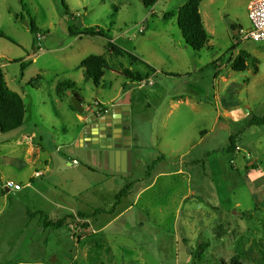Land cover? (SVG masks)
I'll use <instances>...</instances> for the list:
<instances>
[{
    "label": "rangeland",
    "instance_id": "rangeland-1",
    "mask_svg": "<svg viewBox=\"0 0 264 264\" xmlns=\"http://www.w3.org/2000/svg\"><path fill=\"white\" fill-rule=\"evenodd\" d=\"M183 2L0 0V68L25 105L22 126L0 131V264H264V126L247 131L255 135L240 155L210 152L227 129L224 121L214 127L213 62L226 64L228 82L217 85L229 104L245 81V70L231 69L240 51L263 85L264 41L234 38L231 25L248 23V0H201L210 43L193 50L174 16ZM30 19L42 39L29 31ZM73 23L108 31L115 45L159 72L135 80L140 65L108 50L104 37L70 36ZM89 55L104 56L108 66L97 86L78 67ZM66 81L76 84L84 113L70 108L67 94L56 95ZM123 87L139 110L126 129L133 138L127 172L111 170L106 148L79 142L76 118L104 111ZM187 96L194 105L170 112L171 99ZM161 152L165 158L144 178ZM7 180L22 190L6 192ZM128 181V196L107 215ZM39 210L52 220L75 217L47 228Z\"/></svg>",
    "mask_w": 264,
    "mask_h": 264
},
{
    "label": "trees",
    "instance_id": "trees-1",
    "mask_svg": "<svg viewBox=\"0 0 264 264\" xmlns=\"http://www.w3.org/2000/svg\"><path fill=\"white\" fill-rule=\"evenodd\" d=\"M159 0H141L142 4L147 7H153ZM201 0H185L184 3L178 8L175 16L176 24L181 32V37L184 44L187 47H190L193 50H200L207 46L209 35L205 29V26L202 21V17L200 14L199 6ZM151 14H154L151 12ZM172 15L166 14L165 18L168 19ZM29 31L35 35L39 32V29L35 27L33 20L29 21ZM232 30L235 27L231 26ZM68 34L70 36L77 37H93L100 36L104 37L107 40L106 48L110 50L112 53H115L119 56H125L131 65H140L145 69L144 71L140 70L137 72V76L134 77L135 80H144L147 79L152 69L150 66L145 64L141 59L136 57L134 54L118 47L111 40L112 38L108 35V31H104L103 29L97 26H79L75 25V23L71 24L68 27ZM38 48H36L37 50ZM248 58H250L249 54L240 51L237 58L234 60L231 68L235 71H243L245 70V63ZM79 68L83 69L84 79L85 81H91L95 86L98 85V81L103 76L104 71L108 68L106 60L102 55H89L84 58L79 66ZM24 65L21 66L23 70ZM127 78H131L126 74ZM76 84L70 81H66L64 83H57L55 87L56 95H60L62 93L67 94V91H70L72 94L76 95L79 99L80 97L75 91ZM81 100V99H80ZM81 102H83L81 100ZM70 108L75 111L71 102ZM25 116V105L22 97L17 92L11 90L5 81L4 74L2 69L0 68V131L2 133L10 132L20 128L23 124ZM251 125L261 126L264 125V116L259 118H252L250 121ZM234 147V142L232 138L229 140V145L226 150L232 149ZM230 152V151H227ZM164 159L162 154L158 155L156 158L152 160V162L147 166V170L144 174V178H148L151 174V171L156 166L158 162ZM134 185V181H128L124 184V186L118 191L115 195V203L111 211L106 213L107 215H113L116 212L117 207L120 205L123 198H126L131 191ZM97 213H105L102 210H96ZM40 215L43 225L47 228L61 229L66 226L68 219H73L74 215H66L60 219L52 220L48 217V215L44 211H37ZM78 216H84L81 213H78ZM217 264V263H214Z\"/></svg>",
    "mask_w": 264,
    "mask_h": 264
},
{
    "label": "crops",
    "instance_id": "crops-1",
    "mask_svg": "<svg viewBox=\"0 0 264 264\" xmlns=\"http://www.w3.org/2000/svg\"><path fill=\"white\" fill-rule=\"evenodd\" d=\"M251 1L252 0H248L247 5H246L247 14H248V5H249V3ZM203 19L204 18H202V21H203V24H204L205 29L207 31L206 24L204 23ZM232 25L235 28L238 27V26H243L241 23L240 24H232ZM248 25H249V22L245 26H248ZM233 31L234 30H232V32ZM207 33H208V31H207ZM77 38L82 39L83 37H77ZM111 41L113 42V40H111ZM209 43H210V39L208 40L207 46H205V47H208ZM143 62L145 64H147L148 66H150V68L152 69V72H150L149 75L153 76V75H156L159 72V70L156 67H154L153 65L148 64L145 61H143ZM213 65L216 67V75L214 76V82H213V88H214V93H215L213 99L215 100V102L214 103L210 102V104L214 108L213 109L214 110V117H213V119H214V127L216 125H219V123L221 121H224L225 124H226L227 129L224 130V133H223L224 135L222 136L221 142H218L216 144L217 148H215L216 146H214V148L210 152L213 153V152H215V150H218L219 152H223V151L224 152L225 151L226 152L227 151L232 152V151H234V152H236L237 154L240 155L242 152L247 151V148L250 146V144H248V143L251 142L250 141V137L252 135H255V133L254 134L249 133V132L247 133L248 130H250L252 127L256 126V125H251L250 121L254 117L255 118L262 117V116L258 115L259 114L258 111H261L260 107L264 105V87H262V86H264V83L261 86L258 85L259 81L257 80L256 72L255 71L252 72L251 70L245 68V73L242 74V76H244V78H245V81H242L241 87L236 92L237 100H234V101L230 102L229 104L227 102L224 103V102H222V100L220 98V92H219L220 88L217 85V81L220 80V82H223V83L228 82L227 77L225 75H223V71L226 70V64L222 63V61H218V59H216L213 62ZM142 68H143V66H142ZM198 70H200V69H198V68L195 69V71H198ZM188 72L191 73V71L186 70L187 74H188ZM189 77L191 78V76H189ZM83 78H84V74H83ZM148 81H149V76H148L147 79H144L145 83L148 82ZM192 90H194V89H192ZM125 91H126L125 87H123L120 90V92L114 98H112L110 100L109 104L106 105V107L111 108V107L116 106V105H128L130 107V116H131V119L133 120V118H137L139 116V114H138L139 110L133 105L131 96L127 97V92H125ZM15 92H17L18 94L20 93L17 90ZM243 92H245V96L244 97H242V96L240 97L239 94L243 93ZM122 96H124V97H122ZM173 99H171V102H170V106H171L170 112H172L173 110L177 109L179 107V105H189V104L194 105L193 102H191L189 100L190 98L188 96L185 99L180 98V97L176 98L174 100ZM81 103L83 104V102H81ZM196 104L198 105L199 103L196 102ZM146 106H148V104ZM76 116H77L76 118L78 120L77 123H79L83 118L80 115H76ZM232 125L236 126V128L234 130H232ZM261 126H264V125H261ZM78 132H79V129H78ZM230 138H232V140L234 142V147L232 149L226 150L228 145H229ZM235 138L239 142L238 144L235 143ZM205 139H206V135H203L200 138L199 142H201V141H203ZM244 140H246V142H247V144H245V145L243 144ZM79 142H81V141H79ZM132 142H133V138L130 137V141H129L130 146H131ZM236 148L239 151H237ZM160 154H162L164 156V158H165V155L162 152ZM182 156H185V154H182ZM161 161H163V160H161ZM35 174H36V176H38L39 173L35 172ZM162 174H165V173H162ZM40 176H41V174H40ZM16 183H19V182H16ZM19 184L23 187V185L21 183H19ZM4 189H5L6 192H12V191L18 192V191L22 190V188L20 190H16V191L12 190V189H6V188H4Z\"/></svg>",
    "mask_w": 264,
    "mask_h": 264
},
{
    "label": "water",
    "instance_id": "water-1",
    "mask_svg": "<svg viewBox=\"0 0 264 264\" xmlns=\"http://www.w3.org/2000/svg\"><path fill=\"white\" fill-rule=\"evenodd\" d=\"M73 108L78 113H84V107L81 100L70 91L67 92ZM130 116V107L128 105H116L105 114L98 117V114L93 116H85L79 122L78 139L81 142H91L101 145L109 151V165L111 170L117 169L122 172L131 170L133 153L130 148V137H123V141L119 143L116 139L119 137L122 128L116 127L108 129L114 125L122 124L127 126L130 120H123V117Z\"/></svg>",
    "mask_w": 264,
    "mask_h": 264
},
{
    "label": "built area",
    "instance_id": "built-area-1",
    "mask_svg": "<svg viewBox=\"0 0 264 264\" xmlns=\"http://www.w3.org/2000/svg\"><path fill=\"white\" fill-rule=\"evenodd\" d=\"M248 26H238L234 29L233 35L237 41H264V0H252L248 5ZM36 39H42L38 32ZM3 188L20 190L22 186L12 180L2 184Z\"/></svg>",
    "mask_w": 264,
    "mask_h": 264
},
{
    "label": "flooded vegetation",
    "instance_id": "flooded-vegetation-1",
    "mask_svg": "<svg viewBox=\"0 0 264 264\" xmlns=\"http://www.w3.org/2000/svg\"><path fill=\"white\" fill-rule=\"evenodd\" d=\"M111 108H107V109H104L103 108L99 109V110H93L92 112H89V116H93L95 114H98V117L102 116V115H105ZM129 119L131 122H132V119H131V116L129 117H123L122 121L123 120H126V119ZM116 127H121L122 128V131L121 133H119V137L116 139L119 143H122V142H126V141H123V137L126 136V129H127V126H123L122 124H118V125H114L108 129H113V128H116ZM108 150V149H107Z\"/></svg>",
    "mask_w": 264,
    "mask_h": 264
}]
</instances>
